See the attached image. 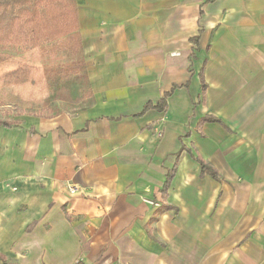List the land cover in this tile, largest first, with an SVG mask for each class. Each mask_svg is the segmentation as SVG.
I'll list each match as a JSON object with an SVG mask.
<instances>
[{"label":"crops","instance_id":"1","mask_svg":"<svg viewBox=\"0 0 264 264\" xmlns=\"http://www.w3.org/2000/svg\"><path fill=\"white\" fill-rule=\"evenodd\" d=\"M70 1L89 102L0 126V264H264V0Z\"/></svg>","mask_w":264,"mask_h":264},{"label":"rangeland","instance_id":"2","mask_svg":"<svg viewBox=\"0 0 264 264\" xmlns=\"http://www.w3.org/2000/svg\"><path fill=\"white\" fill-rule=\"evenodd\" d=\"M12 58L0 64V118L75 112L88 104L86 65L77 38H62L40 48L10 46Z\"/></svg>","mask_w":264,"mask_h":264},{"label":"trees","instance_id":"3","mask_svg":"<svg viewBox=\"0 0 264 264\" xmlns=\"http://www.w3.org/2000/svg\"><path fill=\"white\" fill-rule=\"evenodd\" d=\"M75 20L70 0H0V64L12 58L5 51L10 46L32 50L62 38H77ZM148 107L146 104L144 110ZM15 123H18L15 119L0 118V126Z\"/></svg>","mask_w":264,"mask_h":264},{"label":"built area","instance_id":"4","mask_svg":"<svg viewBox=\"0 0 264 264\" xmlns=\"http://www.w3.org/2000/svg\"><path fill=\"white\" fill-rule=\"evenodd\" d=\"M72 191V189H70Z\"/></svg>","mask_w":264,"mask_h":264}]
</instances>
